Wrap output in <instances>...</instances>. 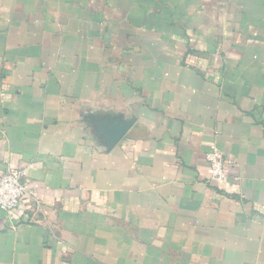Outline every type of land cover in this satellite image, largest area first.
<instances>
[{"label":"crops","instance_id":"obj_1","mask_svg":"<svg viewBox=\"0 0 264 264\" xmlns=\"http://www.w3.org/2000/svg\"><path fill=\"white\" fill-rule=\"evenodd\" d=\"M14 166L0 264H264V0H0Z\"/></svg>","mask_w":264,"mask_h":264},{"label":"built area","instance_id":"obj_2","mask_svg":"<svg viewBox=\"0 0 264 264\" xmlns=\"http://www.w3.org/2000/svg\"><path fill=\"white\" fill-rule=\"evenodd\" d=\"M205 158L209 168V179L216 183L227 182L229 167L219 147L211 145ZM25 176L26 170L21 166L9 167L0 173V210L10 213L21 209L25 204L27 201Z\"/></svg>","mask_w":264,"mask_h":264},{"label":"water","instance_id":"obj_3","mask_svg":"<svg viewBox=\"0 0 264 264\" xmlns=\"http://www.w3.org/2000/svg\"><path fill=\"white\" fill-rule=\"evenodd\" d=\"M129 126V124H124L123 126L116 129L112 134V142L114 143L126 130V128Z\"/></svg>","mask_w":264,"mask_h":264}]
</instances>
